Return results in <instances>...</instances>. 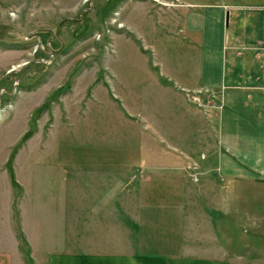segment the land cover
Here are the masks:
<instances>
[{
	"label": "crops",
	"instance_id": "0c3cea01",
	"mask_svg": "<svg viewBox=\"0 0 264 264\" xmlns=\"http://www.w3.org/2000/svg\"><path fill=\"white\" fill-rule=\"evenodd\" d=\"M185 6L173 20L183 18L179 31L186 46L170 48L171 57L163 64L178 86L163 84L173 102L163 105L183 110L182 119L173 123L191 127L190 139L170 129L172 123L146 116L144 129L137 128L143 140L155 142V151L142 148L119 156L112 151L78 152L75 165L68 162V153L51 155L44 168L28 166H33L29 180L20 178L15 162L18 185L6 167L7 156L0 166V264H32L26 262L27 250L34 264H39L37 251L46 255L45 264L233 263L237 249L231 250L230 243H239L230 229L237 223L227 218L226 207L240 202L238 191L246 182L264 183V0L194 1ZM188 91L202 92L210 104L187 103ZM54 157L61 162L53 164L49 159ZM198 170L203 175L199 195L198 179L192 178ZM54 175L61 179L54 181ZM122 187L124 193L118 194ZM125 201L137 204L141 225L187 220V252L172 246L173 241L157 246V253L172 250L187 256L166 260L150 255L147 228L152 225L141 226L132 253L117 254V206ZM34 204H43L49 213L34 214L31 224ZM150 208L156 210L149 214Z\"/></svg>",
	"mask_w": 264,
	"mask_h": 264
},
{
	"label": "rangeland",
	"instance_id": "374dc122",
	"mask_svg": "<svg viewBox=\"0 0 264 264\" xmlns=\"http://www.w3.org/2000/svg\"><path fill=\"white\" fill-rule=\"evenodd\" d=\"M194 1L211 2L0 0V166L28 131L33 132L32 136L19 148L13 161V166L16 162L20 167L18 173L24 180H29L31 163L44 168L46 157L51 155L68 153V162L75 165L78 152L112 151L119 156L142 148L155 151V142L143 140L138 130L144 129L146 116L172 123L169 128L189 140L191 127L173 123L182 119L183 110L177 105H163L173 103L163 84H172L173 89L174 84L178 86L163 64L165 58L171 57L167 54L170 48L186 46L184 34L179 31L183 18L177 20L176 16L173 20V16L181 13L179 10L187 2ZM131 2L136 3L129 5ZM65 19L59 36H51L49 30L56 31ZM12 68L18 70L8 73ZM201 93H194V100L210 104ZM164 146L174 151L165 143ZM203 148L204 145L196 150ZM49 160L53 164L56 160L61 162L55 157ZM117 161L119 164L122 160ZM198 172L195 185L199 195L203 175ZM2 177L0 173L3 182ZM59 179V175L53 176L54 181ZM38 180H44V175ZM260 181L246 182L238 191L240 202L226 207L227 218L237 223L230 234L239 243V246L230 243L231 250L237 249L231 264H264V183ZM123 188L118 189V194L121 190L124 193ZM37 204L29 213L31 224L34 214L44 217L49 213L43 204ZM156 208H150L148 213ZM117 209V233L121 237L117 236V254L132 253L141 226L152 225L147 228L150 255L166 260L187 256L172 250L157 253L161 251L157 247L161 241L162 244L173 241L172 246L185 247L187 252V220L180 224L159 219L141 225L133 201H125ZM127 224L132 232L129 228L126 237L122 233ZM166 235L170 238L163 240ZM105 245L101 244L102 250L107 249ZM26 257H29L26 262L34 264L30 250ZM36 257L39 264H45L43 251H37Z\"/></svg>",
	"mask_w": 264,
	"mask_h": 264
},
{
	"label": "trees",
	"instance_id": "16d2710c",
	"mask_svg": "<svg viewBox=\"0 0 264 264\" xmlns=\"http://www.w3.org/2000/svg\"><path fill=\"white\" fill-rule=\"evenodd\" d=\"M32 133H33L32 131H28L23 135L19 145L16 146V149H14L13 152L11 153V156H10L9 161L7 163V168L11 174L12 181H13L14 185H18V182L16 181V177H15L14 167H13V161L15 158V154L19 150V148L23 145V143L32 136Z\"/></svg>",
	"mask_w": 264,
	"mask_h": 264
},
{
	"label": "water",
	"instance_id": "95a60500",
	"mask_svg": "<svg viewBox=\"0 0 264 264\" xmlns=\"http://www.w3.org/2000/svg\"><path fill=\"white\" fill-rule=\"evenodd\" d=\"M65 21H66V19L63 20V21H61V23H60L59 27L56 29V31L49 30V32H51V36H53V35L59 36V29H60V27L62 26V24H63ZM27 64H29V63H25V65H27ZM17 70H18V69H16V68H12L8 73L15 72V71H17Z\"/></svg>",
	"mask_w": 264,
	"mask_h": 264
},
{
	"label": "built area",
	"instance_id": "2783aa9c",
	"mask_svg": "<svg viewBox=\"0 0 264 264\" xmlns=\"http://www.w3.org/2000/svg\"><path fill=\"white\" fill-rule=\"evenodd\" d=\"M189 98L191 99V101H193V102H197V103H200V104H201V102L194 100L193 96L189 95ZM195 177H196V176H194V178H195Z\"/></svg>",
	"mask_w": 264,
	"mask_h": 264
},
{
	"label": "bare ground",
	"instance_id": "6f19581e",
	"mask_svg": "<svg viewBox=\"0 0 264 264\" xmlns=\"http://www.w3.org/2000/svg\"><path fill=\"white\" fill-rule=\"evenodd\" d=\"M188 94L191 95V96H193V97L195 96V95L191 94L190 91H188Z\"/></svg>",
	"mask_w": 264,
	"mask_h": 264
}]
</instances>
